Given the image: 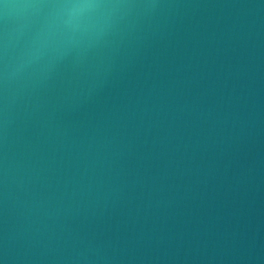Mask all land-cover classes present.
I'll list each match as a JSON object with an SVG mask.
<instances>
[{
    "label": "water",
    "instance_id": "obj_1",
    "mask_svg": "<svg viewBox=\"0 0 264 264\" xmlns=\"http://www.w3.org/2000/svg\"><path fill=\"white\" fill-rule=\"evenodd\" d=\"M0 264H264V0H0Z\"/></svg>",
    "mask_w": 264,
    "mask_h": 264
}]
</instances>
